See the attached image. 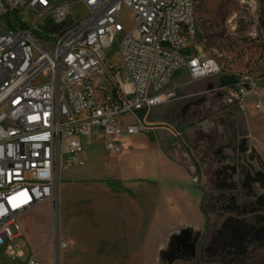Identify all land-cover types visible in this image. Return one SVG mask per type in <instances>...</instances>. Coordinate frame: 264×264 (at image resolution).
Segmentation results:
<instances>
[{
  "label": "built area",
  "instance_id": "1",
  "mask_svg": "<svg viewBox=\"0 0 264 264\" xmlns=\"http://www.w3.org/2000/svg\"><path fill=\"white\" fill-rule=\"evenodd\" d=\"M75 5L85 13L71 17ZM117 36L119 63L109 64ZM195 37L194 0H0V246L12 258L23 256L12 244L18 220L56 201L59 173L83 140L103 138L116 154L118 136L150 131V110L178 97L169 86L176 72L191 82L219 73L214 58L186 54ZM227 88L239 108L254 90L248 78ZM23 264L40 263L31 254Z\"/></svg>",
  "mask_w": 264,
  "mask_h": 264
},
{
  "label": "rangeland",
  "instance_id": "2",
  "mask_svg": "<svg viewBox=\"0 0 264 264\" xmlns=\"http://www.w3.org/2000/svg\"><path fill=\"white\" fill-rule=\"evenodd\" d=\"M194 2L196 37L189 42L186 54L214 58L219 65V73L191 82L185 70L176 72L169 86L178 85V97L167 102L192 96L182 99L180 104L173 102L174 105L170 112L165 103L150 110L146 122L158 124L157 126H161V131L150 130L127 136L121 134L117 138L125 151L118 157L109 155L103 146L105 139L93 136L84 140V152L87 154V158L84 156L82 166L72 163L71 169L75 172L74 175H89V177L94 176L92 178L95 179L103 178L108 181L145 178L154 185L151 189H156L159 192V186L156 183L170 179L168 176L156 172V169L161 168V163H163L161 158L156 157L155 154L157 151L160 152L158 148L160 141L164 140L163 144L171 145L172 151L178 156L181 153L172 145L177 144L181 138L187 147L184 148V152L189 153L193 134L200 132L201 128L206 131L222 128L226 134L232 135V132L235 135L241 134L240 113H242V108L236 104L232 89H228L222 83L223 78L230 76L237 79L248 78L252 83L253 93L244 100L245 103L249 102L250 106V109L245 111V116L249 132L253 136L252 140L258 138L260 142H264V0H194ZM84 13L79 5H75L71 8L70 16L78 17ZM19 15L23 20L27 19L28 22L33 20L26 9L21 10ZM123 24L127 28L132 27L133 14L131 12L125 15ZM58 30L59 28H55L53 31ZM255 30L256 36L253 33ZM117 44L118 36L105 53L109 64L119 63ZM208 85L212 90H206ZM198 92L201 94L193 95ZM256 103L260 104L261 111L255 109ZM185 107L188 110L185 109L184 113L181 112V109ZM183 115L187 124L178 120ZM184 123L187 125L188 131L182 134L179 131L183 128ZM175 133H179L177 140H174L175 137H171V134ZM198 139L202 140L203 137H197L193 148L197 153H202L201 148L204 144L203 142L198 144ZM246 146L250 148L253 143L250 141ZM214 149L224 153V148L218 139L214 142ZM65 175V171H60V181L65 178ZM124 187L134 188L130 184H126ZM192 187L200 201L202 195L200 187L196 183ZM132 191L139 195L144 189L134 188ZM55 202H48L49 211L40 208L39 203L31 213L18 220L20 233L12 244L22 250L23 256L12 258L6 249L8 243H5L0 246V264H23L31 252L36 254V259L40 264H81L78 262L77 254L75 255L74 246L69 244L70 238L66 237L68 220L63 217L64 212L62 215L59 213L61 216L58 215ZM88 211L93 213L92 208H89ZM200 213L202 214V211ZM203 217L202 221L204 222ZM83 224H88L89 228H95L96 221L94 217L88 215V219ZM59 239H66V250L59 249Z\"/></svg>",
  "mask_w": 264,
  "mask_h": 264
},
{
  "label": "crops",
  "instance_id": "3",
  "mask_svg": "<svg viewBox=\"0 0 264 264\" xmlns=\"http://www.w3.org/2000/svg\"><path fill=\"white\" fill-rule=\"evenodd\" d=\"M182 101L179 99L173 102L180 104ZM173 102H165L169 112L172 110ZM248 109H250L249 102L244 101L242 113H240L241 134L235 135L234 132L232 135L227 134L232 144L227 151L231 152L235 144L243 139L247 143L251 141L256 151L264 157V142H260L258 138L252 140L253 136L249 132L245 116V111ZM185 119L178 120L187 124ZM145 123L151 131H161V126H157L158 124L146 122V120ZM186 128L187 125L184 123L179 132L185 134L188 131ZM177 134L179 137V133ZM171 137L174 138L175 134H171ZM117 141L119 142L118 138ZM163 143H165L164 140L160 141L158 144L160 152L155 153L156 157L163 161L162 167L157 168L156 172L170 179L156 183L159 186V192L155 187V190L151 189L154 185L145 178L108 181L103 178L95 179L92 178L94 176L89 177V175H74L75 172L71 169L73 164L61 170L65 171L66 175L62 181L59 177L55 206L58 215L64 212L63 217L68 220L66 237L70 238L69 244L74 246L79 263L164 264L163 253L168 250V246L175 245V240L181 237L184 231H195L201 228L202 214L198 208L200 201L198 194L192 190V186L194 178H198L202 183L203 177L200 176L199 171L206 164L202 162L200 165L198 162L193 165L185 152H180L181 154L176 156L171 145ZM82 144L81 154L72 158L73 163L80 166L84 162V156L87 158L84 152V140ZM119 144L121 149L116 154L110 153L105 148L110 156L118 157L124 153L125 148L120 142ZM180 144L184 145L181 138ZM126 184L144 191L136 195L134 191L131 192L134 188L124 187ZM39 206L46 211L50 209L48 201L40 203ZM89 208H92L93 213L88 211ZM88 215L94 217L95 228H89L88 224H83L88 219ZM65 240L62 239L66 244ZM31 254L35 253L31 252Z\"/></svg>",
  "mask_w": 264,
  "mask_h": 264
},
{
  "label": "flooded vegetation",
  "instance_id": "4",
  "mask_svg": "<svg viewBox=\"0 0 264 264\" xmlns=\"http://www.w3.org/2000/svg\"><path fill=\"white\" fill-rule=\"evenodd\" d=\"M221 129L201 128L193 134L187 156L193 165L206 164L198 169L203 181L197 184L204 222L168 246L164 264H264V157L243 139L228 152L232 144ZM199 136L202 153L193 148ZM217 139L224 153L214 151ZM175 146L179 152L186 147L180 141Z\"/></svg>",
  "mask_w": 264,
  "mask_h": 264
},
{
  "label": "trees",
  "instance_id": "5",
  "mask_svg": "<svg viewBox=\"0 0 264 264\" xmlns=\"http://www.w3.org/2000/svg\"><path fill=\"white\" fill-rule=\"evenodd\" d=\"M237 80H238L237 78L230 76V77L223 78L222 83L226 87L233 88V86L237 82Z\"/></svg>",
  "mask_w": 264,
  "mask_h": 264
}]
</instances>
